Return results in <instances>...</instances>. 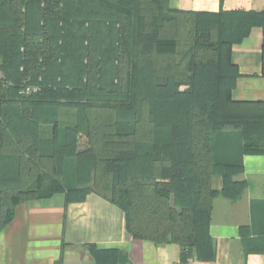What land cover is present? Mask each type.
Segmentation results:
<instances>
[{"label":"trees","instance_id":"trees-1","mask_svg":"<svg viewBox=\"0 0 264 264\" xmlns=\"http://www.w3.org/2000/svg\"><path fill=\"white\" fill-rule=\"evenodd\" d=\"M256 26L264 67V10L0 0V231L23 202L94 192L123 209L134 238L213 260V201L239 199L242 156L264 154V103L232 97L233 45Z\"/></svg>","mask_w":264,"mask_h":264},{"label":"crops","instance_id":"crops-1","mask_svg":"<svg viewBox=\"0 0 264 264\" xmlns=\"http://www.w3.org/2000/svg\"><path fill=\"white\" fill-rule=\"evenodd\" d=\"M169 4L199 11L264 10V0H169ZM262 46L263 30L258 26L233 45L231 57L240 73L232 91L235 100L264 103ZM44 129L48 134L49 127ZM242 161L244 171L234 176L246 181L241 197L232 200L220 194L213 201L211 261L195 256L182 261L177 243L134 238L123 209L94 192L71 202L61 192L17 207L14 219L0 231V264H107L96 261L94 249L101 258L114 251L115 264H264V154H244ZM213 186L222 188L220 175L214 176Z\"/></svg>","mask_w":264,"mask_h":264},{"label":"rangeland","instance_id":"rangeland-1","mask_svg":"<svg viewBox=\"0 0 264 264\" xmlns=\"http://www.w3.org/2000/svg\"><path fill=\"white\" fill-rule=\"evenodd\" d=\"M64 113L62 115V119L67 123L69 122V120L71 121L75 115V112L72 109H65ZM85 145H86V138H83L80 141V147H84Z\"/></svg>","mask_w":264,"mask_h":264},{"label":"built area","instance_id":"built-area-1","mask_svg":"<svg viewBox=\"0 0 264 264\" xmlns=\"http://www.w3.org/2000/svg\"><path fill=\"white\" fill-rule=\"evenodd\" d=\"M38 88L37 87H34V86H28V87H26L24 90H23V92L24 93H31V92H33V91H36Z\"/></svg>","mask_w":264,"mask_h":264}]
</instances>
